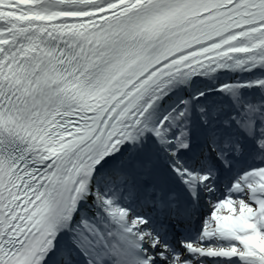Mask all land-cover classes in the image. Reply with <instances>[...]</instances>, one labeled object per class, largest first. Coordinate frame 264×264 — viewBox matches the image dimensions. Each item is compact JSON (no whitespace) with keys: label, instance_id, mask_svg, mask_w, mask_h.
<instances>
[{"label":"snow or ice","instance_id":"1","mask_svg":"<svg viewBox=\"0 0 264 264\" xmlns=\"http://www.w3.org/2000/svg\"><path fill=\"white\" fill-rule=\"evenodd\" d=\"M0 264H264V0H0Z\"/></svg>","mask_w":264,"mask_h":264}]
</instances>
